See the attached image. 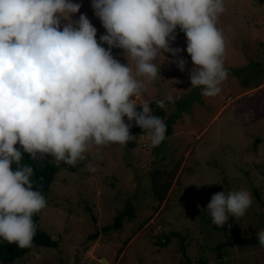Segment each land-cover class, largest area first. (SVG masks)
<instances>
[{
  "label": "rangeland",
  "instance_id": "obj_1",
  "mask_svg": "<svg viewBox=\"0 0 264 264\" xmlns=\"http://www.w3.org/2000/svg\"><path fill=\"white\" fill-rule=\"evenodd\" d=\"M74 2L82 7L73 18L86 14L99 40L106 30L91 0ZM218 27L225 36L228 71L221 93L207 98L200 88H191L194 65L186 38L177 35L171 46L183 49L185 71L173 62L176 57L161 54L160 73L137 102L171 95L165 106L172 114L179 102L189 100L174 133L158 147L145 135L134 149L127 144L93 148L74 165L78 171L63 167L42 213L43 229L59 246L35 248L12 264H198L200 255L210 264H264V247L246 243L264 229L255 195L259 191L264 197V0H226ZM122 51L113 49V55L126 65ZM124 119L133 136L132 122ZM175 170L173 186L160 205L153 176L164 181L167 175L160 173ZM241 186L250 189L252 205L239 216L230 212L217 228L206 211L212 195ZM129 201L135 217L122 220ZM110 225L113 230H103ZM159 235L174 237L162 247Z\"/></svg>",
  "mask_w": 264,
  "mask_h": 264
},
{
  "label": "clouds",
  "instance_id": "obj_2",
  "mask_svg": "<svg viewBox=\"0 0 264 264\" xmlns=\"http://www.w3.org/2000/svg\"><path fill=\"white\" fill-rule=\"evenodd\" d=\"M81 7L74 0H0V242L21 249L33 246L34 216L47 206L25 154L74 166L93 148L127 144L134 136L125 117L158 147L167 126L148 102H137L157 79L161 54L185 71L183 49L171 46L177 29L194 65L191 88L214 98L228 77L218 27L226 0H91L106 30L99 40L86 14L73 18ZM113 49L123 50L126 65ZM171 100L156 103L164 109ZM252 203L249 188L233 187L214 193L206 211L223 225ZM256 239L264 247V229Z\"/></svg>",
  "mask_w": 264,
  "mask_h": 264
},
{
  "label": "trees",
  "instance_id": "obj_3",
  "mask_svg": "<svg viewBox=\"0 0 264 264\" xmlns=\"http://www.w3.org/2000/svg\"><path fill=\"white\" fill-rule=\"evenodd\" d=\"M177 35H182L183 37L186 38L185 34L180 32L179 29H177ZM156 102L157 100H152L149 102V105L153 110V114L161 117L164 120L167 126V132H166V138H167L174 133L175 124L182 117V113L189 109L191 103L189 100H187V102L186 101L179 102L178 111L172 114H169L166 106L164 109H161L157 106ZM132 126H133V136L134 137L127 143V145L129 148L134 149V148H137L138 146L137 140L141 136H145L146 133H144L140 127L136 126L134 121H132ZM257 142H260V140H257ZM22 163L31 165L33 167L34 175L32 177V182H33L34 190L40 191L44 195L46 202H47L49 194L51 193L53 189V185L55 181L57 180L58 173L63 169V167H68L69 169L75 172L77 170L76 167L74 166H70L65 163L60 165L56 163L55 161H51L50 157L45 158L43 161H40L39 158L37 160H32L30 156H28L27 154L24 155ZM176 171L177 170H175L174 172L173 171L161 172L160 174L167 175V179L164 181L162 180L163 184L160 178L153 176V193L156 199H158L160 205L166 199L167 192L173 186V179H174V176L176 175ZM255 195L260 205V215H261V219H262L263 227H264V197L261 195L259 191H257ZM43 210H41V212L37 213L34 216V221L37 225V231H36V235L33 240V246L31 248L21 249L17 247L15 244L10 245L7 242H0V263L1 264H12L16 260L25 257L33 249L38 248V247L56 249L59 246V241L54 239L51 236V234L45 229H43L42 227ZM127 216H129V218L135 217V210L133 209L130 201L128 202L125 210L120 214L119 217L122 220H124ZM144 224L140 226L139 230L142 228ZM113 228L114 226L110 225V226L104 227L103 230L109 231V230H113ZM217 228L221 229V225L217 226ZM96 235H98V233H96L94 236ZM168 236L169 235L156 236L157 237L156 240L159 246L163 247V246L168 245L171 242V237H174V236H170V238ZM180 239L184 241V239H186V235L180 237ZM257 242L258 241L256 239V235H254L252 239L246 243H257ZM183 248L185 249L183 250V252L187 257L188 255L186 254V248L184 246ZM189 258L190 257H188V260ZM197 262L198 264H210L208 258L204 255H200V257L197 259Z\"/></svg>",
  "mask_w": 264,
  "mask_h": 264
},
{
  "label": "water",
  "instance_id": "obj_4",
  "mask_svg": "<svg viewBox=\"0 0 264 264\" xmlns=\"http://www.w3.org/2000/svg\"><path fill=\"white\" fill-rule=\"evenodd\" d=\"M120 224H121L120 222L119 223H116L115 227L116 228H119Z\"/></svg>",
  "mask_w": 264,
  "mask_h": 264
}]
</instances>
